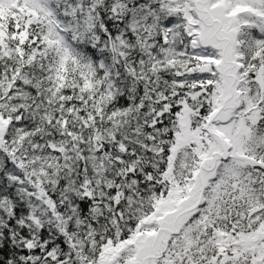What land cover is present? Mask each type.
I'll return each mask as SVG.
<instances>
[{
  "label": "trees",
  "instance_id": "16d2710c",
  "mask_svg": "<svg viewBox=\"0 0 264 264\" xmlns=\"http://www.w3.org/2000/svg\"><path fill=\"white\" fill-rule=\"evenodd\" d=\"M196 2L46 0L29 25L24 9H0V264H96L107 241L129 239L184 180L203 198L172 229L161 262L207 254L221 264L233 254L221 251L224 236L261 229L264 0ZM216 8L230 15L220 32L236 34L235 87L258 113H243L238 145L252 163L231 154L233 140L196 179L204 142L190 139L172 158L185 108L188 127L213 139L208 124L233 128L247 106L220 118L226 61L197 33L218 29L222 19H205Z\"/></svg>",
  "mask_w": 264,
  "mask_h": 264
},
{
  "label": "rangeland",
  "instance_id": "374dc122",
  "mask_svg": "<svg viewBox=\"0 0 264 264\" xmlns=\"http://www.w3.org/2000/svg\"><path fill=\"white\" fill-rule=\"evenodd\" d=\"M206 1L207 0H197L196 3L203 5ZM0 9L4 11H9L10 9L13 11L14 9L20 11L24 9L27 14L26 24L29 25L30 23L41 20L42 15L46 11V5L43 0H0ZM205 9L207 12V7ZM211 15L212 16H206L205 19L208 20L209 17H217V21L222 19L223 22L219 24L218 29L212 28L214 22H209L207 27L202 28L201 35L200 32L197 33H199L198 37L201 41L207 44L210 43L212 46L221 49L226 61L222 74V81L225 85L230 86V95L226 92L225 94L229 96H227L228 98L224 93L218 98L217 108L220 107L219 111H222V113L219 114L220 118H226L225 115L229 110L230 112L234 113L236 111L237 113L242 102H246L247 106L244 111L237 113L238 121L233 128L231 124V126H229L228 122H225L226 119L219 122L220 125L218 126L208 124V128L214 133L213 139H207V132L202 129L200 131L188 127V109L185 108L181 118V130L178 134V144L182 147V145L190 139L196 143L204 142V145L199 146L201 147L199 152L201 158L196 162L199 167L196 169L195 178L198 177L199 179L203 178V169L207 171V167H209L210 164L212 166L218 163V161L213 160V162H210L209 160V164L207 163V158L212 159L216 153L220 154L221 152L228 151L226 144L233 141V139L237 145L236 148L234 147L233 154L242 161H248L247 159H243V154L238 146L240 136L247 132L243 113L246 115H255L258 113L254 102L249 99L248 94L246 95L244 91L235 87L237 76H240L239 69L231 66L230 63L234 65L238 59L236 57V34L234 29H232L228 36L220 32L221 28H226L230 23V15H225L223 8H216L212 11ZM226 30L228 32L231 29L228 26ZM213 34L217 35L218 39L214 38L212 36ZM65 55H68V53ZM4 124L5 120L0 117V127H4ZM207 140L210 146L208 154L205 149ZM224 141L225 145L223 144ZM207 178L206 176V180ZM185 183L186 180L183 185L176 184L169 194L158 202L156 210L140 222L137 230L129 239L119 244H115L112 240H109L108 243L103 246L97 264H128V261L125 263L121 262L119 257L123 258V253H128L129 251L130 255L131 253L133 255L130 264H168L166 260L161 262V257L167 246L172 229L176 227V225H179L185 212L196 208V202L198 207L203 198V196L196 195V192L194 193L192 190H187V188L185 190ZM223 243L221 251L231 249L233 252V254L225 252L222 259L224 261L223 264L228 261V264H264V222L259 231L233 235L232 237L224 236ZM206 246L207 239L203 244H198L196 242L194 245L199 251H202ZM127 255L128 254H125V258L130 256ZM205 258V261H194V264H207V254Z\"/></svg>",
  "mask_w": 264,
  "mask_h": 264
},
{
  "label": "water",
  "instance_id": "95a60500",
  "mask_svg": "<svg viewBox=\"0 0 264 264\" xmlns=\"http://www.w3.org/2000/svg\"><path fill=\"white\" fill-rule=\"evenodd\" d=\"M221 263H223V261H221Z\"/></svg>",
  "mask_w": 264,
  "mask_h": 264
}]
</instances>
